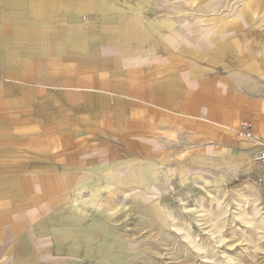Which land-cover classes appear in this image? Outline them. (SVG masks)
<instances>
[{
    "label": "crops",
    "instance_id": "1",
    "mask_svg": "<svg viewBox=\"0 0 264 264\" xmlns=\"http://www.w3.org/2000/svg\"><path fill=\"white\" fill-rule=\"evenodd\" d=\"M258 141L264 0H0V264H137Z\"/></svg>",
    "mask_w": 264,
    "mask_h": 264
},
{
    "label": "rangeland",
    "instance_id": "2",
    "mask_svg": "<svg viewBox=\"0 0 264 264\" xmlns=\"http://www.w3.org/2000/svg\"><path fill=\"white\" fill-rule=\"evenodd\" d=\"M168 229L137 264H264V180L188 196L171 205Z\"/></svg>",
    "mask_w": 264,
    "mask_h": 264
},
{
    "label": "built area",
    "instance_id": "3",
    "mask_svg": "<svg viewBox=\"0 0 264 264\" xmlns=\"http://www.w3.org/2000/svg\"><path fill=\"white\" fill-rule=\"evenodd\" d=\"M246 136H249V133H245ZM256 145L259 147V153L256 155L255 160L264 164V144L261 142H256Z\"/></svg>",
    "mask_w": 264,
    "mask_h": 264
}]
</instances>
